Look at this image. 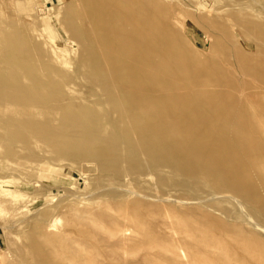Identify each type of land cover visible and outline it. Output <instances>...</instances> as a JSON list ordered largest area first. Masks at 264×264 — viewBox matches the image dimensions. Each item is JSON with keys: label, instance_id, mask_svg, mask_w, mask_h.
Returning a JSON list of instances; mask_svg holds the SVG:
<instances>
[{"label": "rangeland", "instance_id": "rangeland-1", "mask_svg": "<svg viewBox=\"0 0 264 264\" xmlns=\"http://www.w3.org/2000/svg\"><path fill=\"white\" fill-rule=\"evenodd\" d=\"M262 155L264 0H0V264H264Z\"/></svg>", "mask_w": 264, "mask_h": 264}, {"label": "bare ground", "instance_id": "bare-ground-1", "mask_svg": "<svg viewBox=\"0 0 264 264\" xmlns=\"http://www.w3.org/2000/svg\"><path fill=\"white\" fill-rule=\"evenodd\" d=\"M130 16L128 15V14H122L121 16H120V19H121V21L123 22V23H127V21H128V19H130L129 18ZM141 37L143 38V43H148V42H151V44H153L154 42H155V48H159L162 44H163V41H164V37L160 34V33H153L151 30H147L146 29V27L145 26H143V28H142V34H141ZM160 56V55H159ZM159 56H158V58H159ZM162 56L163 55H161V58H162ZM188 114V113H187ZM180 119H181V117H180ZM197 125V124H196ZM216 125V124H215ZM218 126V125H217ZM225 133V132H224ZM230 138V137H229ZM241 143L242 144H246L247 145V143L249 142V140H247L246 138H242L241 139ZM253 148V147H252ZM260 151H262V150H260ZM242 152V151H241ZM263 152V151H262ZM250 156H251V158L253 159V161H256L257 159L256 158H258L259 157V159H260V156H259V152H257V150H253V149H251L250 150ZM263 157H264V155H262ZM263 157H262V159H263ZM237 161V160H236ZM259 162H261V161H259ZM263 163V162H262ZM262 163H260V164H262ZM259 165V164H258ZM257 166V165H256ZM264 165H262V167H263ZM241 168V167H240ZM260 169V168H259ZM264 169V168H263ZM243 170V169H242ZM224 238V237H223ZM202 240H205V239H202ZM200 241V240H199ZM229 241V240H228ZM202 243V242H201ZM241 249V248H240ZM247 250V249H246ZM244 251V250H243ZM249 252V251H248ZM237 253V252H236ZM238 254V253H237ZM254 254V253H253ZM244 256V257H243ZM246 256L247 255H245V252H241V251H239V257L241 258V259H243L244 260V258H246ZM249 258V257H248ZM247 260V259H246Z\"/></svg>", "mask_w": 264, "mask_h": 264}]
</instances>
